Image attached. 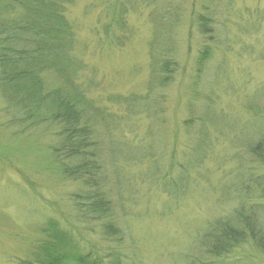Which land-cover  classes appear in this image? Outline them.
<instances>
[{
	"label": "rangeland",
	"instance_id": "obj_1",
	"mask_svg": "<svg viewBox=\"0 0 264 264\" xmlns=\"http://www.w3.org/2000/svg\"><path fill=\"white\" fill-rule=\"evenodd\" d=\"M60 3L68 69L39 72L35 109L48 120L10 123L5 98L22 92L0 90V264L41 256L52 229L69 231L95 264L211 260L210 229L237 225L264 203V186L253 182L264 161L249 149L264 136V0ZM111 8L123 11L118 20ZM0 11L22 9L0 0ZM132 97L141 101L129 107L134 114L126 107ZM61 102L93 130L109 218H81L76 197L85 186L53 159L60 126L49 115ZM108 222L117 228L112 236L104 234ZM239 258L264 264L251 242L225 259Z\"/></svg>",
	"mask_w": 264,
	"mask_h": 264
},
{
	"label": "trees",
	"instance_id": "obj_2",
	"mask_svg": "<svg viewBox=\"0 0 264 264\" xmlns=\"http://www.w3.org/2000/svg\"><path fill=\"white\" fill-rule=\"evenodd\" d=\"M2 1L9 2L12 9L21 8L22 12L9 15L0 11V90L2 86H10L16 91L21 90L22 93L15 98L12 96L13 99L10 98L12 101L7 100L6 96L5 110L10 117V123L28 128L48 120L44 119L46 116L44 113L38 115L36 112L39 111L35 109L37 105L39 106L42 92L39 72L43 68H51L58 74L65 75L68 66L67 61L63 59L68 57L65 40L68 39L69 30L60 12L62 0ZM122 12L111 8V21L113 17L118 20ZM200 22V29H206L205 23ZM205 53L206 49L202 51V59L206 56ZM168 66L169 63H164V70ZM33 91L35 92L33 95L28 93ZM2 93L3 91L1 95ZM135 102L138 104L135 105ZM140 102L139 99L132 97L126 107L132 109L140 105ZM59 109L49 115L50 120L60 126L57 131L60 142L52 150L53 159L66 177L79 180L85 186L84 194L76 197L81 218L86 222L109 218L112 215L110 202L98 192L96 184L98 162L91 137L93 130L80 123L82 117L73 107L62 104ZM130 112L137 113L134 109ZM25 130L27 129L18 131ZM205 135L204 133L202 139ZM249 149L253 155L264 161V136L250 144ZM182 179L184 174L175 180V184L180 186ZM253 182H257L258 186H264V176L254 178ZM51 232L49 240L43 241L41 245V256L35 257L32 261H21L20 264H65L67 260H72L76 264H95V260L88 252L81 250L69 231L52 229ZM116 232L114 224L108 222L105 225V235L112 236ZM207 236L209 241L207 254L212 258L198 264H244L246 262L244 259L247 258L229 261L225 258L238 245L246 242H251L264 257V203L249 207L246 213L240 215L239 224L214 227ZM251 262L263 264L261 261Z\"/></svg>",
	"mask_w": 264,
	"mask_h": 264
}]
</instances>
